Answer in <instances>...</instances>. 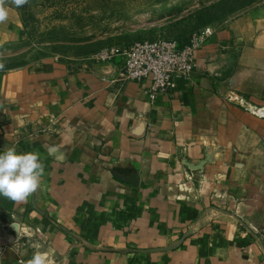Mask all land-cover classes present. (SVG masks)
Instances as JSON below:
<instances>
[{
	"label": "crops",
	"instance_id": "crops-1",
	"mask_svg": "<svg viewBox=\"0 0 264 264\" xmlns=\"http://www.w3.org/2000/svg\"><path fill=\"white\" fill-rule=\"evenodd\" d=\"M0 4L1 56L37 15ZM213 27L154 101L119 57L0 69V151L45 166L26 200L0 196V264H264V1Z\"/></svg>",
	"mask_w": 264,
	"mask_h": 264
},
{
	"label": "rangeland",
	"instance_id": "rangeland-1",
	"mask_svg": "<svg viewBox=\"0 0 264 264\" xmlns=\"http://www.w3.org/2000/svg\"><path fill=\"white\" fill-rule=\"evenodd\" d=\"M263 1L27 0L29 4L21 11L26 14L24 9L35 6L32 14L37 17L27 29L25 42L13 45L0 56V69L51 56L84 64L85 59L105 47L128 46L136 41L187 43L195 31L220 25Z\"/></svg>",
	"mask_w": 264,
	"mask_h": 264
},
{
	"label": "built area",
	"instance_id": "built-area-1",
	"mask_svg": "<svg viewBox=\"0 0 264 264\" xmlns=\"http://www.w3.org/2000/svg\"><path fill=\"white\" fill-rule=\"evenodd\" d=\"M213 33V25H208L192 33L184 45L166 39L136 41L128 46L105 47L89 59L97 64H107L119 57L125 79L135 82L148 80V97L154 101L158 94L175 88V77H190L197 51Z\"/></svg>",
	"mask_w": 264,
	"mask_h": 264
},
{
	"label": "clouds",
	"instance_id": "clouds-1",
	"mask_svg": "<svg viewBox=\"0 0 264 264\" xmlns=\"http://www.w3.org/2000/svg\"><path fill=\"white\" fill-rule=\"evenodd\" d=\"M17 8L27 0H13ZM8 8L0 4V23L7 20ZM45 166L37 152H21L15 146L0 151V196L12 201L26 200L40 186ZM51 250L35 252L27 264H51Z\"/></svg>",
	"mask_w": 264,
	"mask_h": 264
},
{
	"label": "trees",
	"instance_id": "trees-1",
	"mask_svg": "<svg viewBox=\"0 0 264 264\" xmlns=\"http://www.w3.org/2000/svg\"><path fill=\"white\" fill-rule=\"evenodd\" d=\"M24 6V5H23ZM30 18V17H29ZM28 19V17L27 18H25L24 17V20H27ZM27 34H28V32H27ZM181 45H184V44H186V43H180Z\"/></svg>",
	"mask_w": 264,
	"mask_h": 264
}]
</instances>
